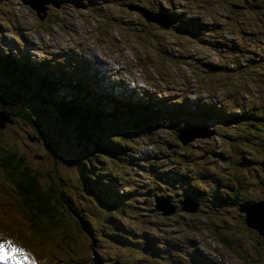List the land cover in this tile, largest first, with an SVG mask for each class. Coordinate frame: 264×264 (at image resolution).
Listing matches in <instances>:
<instances>
[{"label":"rangeland","instance_id":"1","mask_svg":"<svg viewBox=\"0 0 264 264\" xmlns=\"http://www.w3.org/2000/svg\"><path fill=\"white\" fill-rule=\"evenodd\" d=\"M66 1L69 0H62V2ZM224 1L161 0L155 8L152 5L147 6L148 9L140 13L136 19L134 13L128 17L129 13L126 10L114 8L110 15L121 18L120 23L114 26H110L108 22L99 21L97 11L75 7L72 3H70L73 7L70 15L64 10L57 11L55 8L49 10L50 13H46L42 20L34 14V8L21 3L22 1L11 0L10 6L16 13L25 16L34 29L40 30L39 50L35 51V58L38 59L41 53L52 54L51 58L58 60L56 64L61 62L60 65L52 66L53 70L60 68L65 73L66 70H73L74 68L68 65L71 59L68 52L79 51L91 57L93 66L102 70V77L105 81L109 80V83H116L119 87L151 88L153 86L152 89L157 90L160 96L172 94L178 97L177 92L183 86L182 82H186L188 78H195L196 82L199 81L203 86L204 96L207 92L205 88L213 90L211 101L237 96V92L242 91L243 88L249 95L246 100L243 98L242 101H246L249 107L261 106L264 112V0H227L235 9L234 16L229 20L226 19ZM240 1L243 2L239 3ZM166 5L174 8L172 16L182 15L183 18V21L174 18L175 23L170 30L160 29L153 21L147 19L152 22V25L148 22L146 23L148 25L136 23L150 16L151 11L164 12ZM62 20L67 21L62 22ZM187 21H193L195 25L206 29H203V33L185 31L183 24ZM215 23L218 27L213 29L211 25ZM209 29L212 30L209 31ZM166 38L173 39L179 45L174 47L177 51L176 56L172 58L162 54L165 48L162 43ZM59 50L61 52H58ZM14 54L15 49L10 45L9 39H0V59L12 58ZM21 60L24 61L23 58ZM231 61L237 63V67L225 68L226 64ZM50 63L52 64V61ZM83 63L85 61L82 60V65ZM20 68H24V65L21 64ZM202 74L205 75L202 77ZM19 75L22 76V74ZM205 80L206 84L203 83ZM46 81L47 76L44 75L41 82ZM5 88L10 89L8 83L5 84ZM11 89L12 91L19 90L15 83L11 85ZM254 91H258L256 94L258 99L251 97ZM70 93H72L70 86L64 90L56 86L52 92L53 96L49 98L55 100V95H61L68 99ZM43 96L44 94L41 93L39 96L31 97L29 103L45 118L43 126L49 129L55 126L60 129L61 133L67 132L63 135L64 137L68 136L71 140L74 136L75 141H78L76 128L81 125V118H75L73 123L68 121L69 119L61 118L58 109L46 101ZM1 116L4 120H0V150L2 149L8 155H10L9 151L15 150L18 154H24L23 165L38 173L37 184L41 190H45L46 185L50 186L54 183L62 195L63 208L65 205L71 210L73 222L81 218L82 214L94 230L111 231L112 219L124 216L119 206L121 203L119 193L123 189L121 183L129 186L134 182L145 184L148 179L151 181L150 184L157 189V193L165 194V191L169 194L154 193L152 195L153 209L163 218L158 230L161 242L150 245L152 252H146L135 238L119 235L118 239L111 238L112 242L108 241L109 246L100 251L105 255L103 257L106 264H112L110 258L117 252L124 256L121 264H174L176 258L169 257L165 252H169L174 247L177 250L176 253L183 256L174 240L177 234L178 238L181 237L175 231L176 229L186 231L178 226V221L183 222L188 231L197 233L193 238H205V241L213 248L211 250L210 247L200 246V253L205 259L210 261L219 259L217 264H264V246L262 243H256V240L262 239V233L256 229L257 226H246V206L238 207V212L243 214L240 216L235 212L238 203L215 197V193L218 192L217 188L226 183L219 161L221 157L231 162V166L239 167L237 177L244 184L242 201L249 204L252 200L260 198L259 194L255 195L257 191L264 193V149L260 152L249 153L251 143H264V129L259 130L257 124L249 121L222 126L212 124V122L217 123L216 121L205 124L208 126V132L202 131L203 136L207 134L213 136L196 140L193 143L198 144L200 148L196 152L199 153L202 148H208L209 153L194 160L193 166L189 169L192 177L182 182L185 184L191 181L192 185L200 187L202 193H190L200 202V206L195 204L191 211H178L175 214L177 211L175 203L178 198L171 195L174 186L164 182L166 185H161L159 173L148 170L144 174L133 169V164H129V168L133 169L131 175H124L122 170L118 171L116 165L117 173L103 172L111 157L87 153L82 148L72 145L65 148L66 152L59 158H55L49 152V148L37 137L35 128L19 120L10 123L5 113ZM192 121L198 122L196 119L183 120L185 123ZM155 122L162 124L157 117L147 118L139 131L141 133L147 131L152 136L158 133L165 140L162 151H158L156 147L153 148L151 138L143 134V138L137 143L144 145L139 153L142 155L144 152L172 154L187 162L184 156V145L178 139H174L172 129L164 126L156 128L153 126ZM181 127L183 124L178 123L172 128L177 130ZM218 130L219 134L216 133ZM55 133L56 131L52 134L55 136ZM106 136L105 140L111 142L114 147L116 144L114 135ZM205 140L211 142L199 145ZM88 148L90 151L92 146L88 145ZM131 151L132 155L139 157L137 151ZM75 154L77 155L74 159ZM135 163L138 165L137 161ZM211 169L213 173H210ZM74 179L75 182H73ZM5 182L14 189L11 181L4 174L0 162V225L5 222L10 225V230L15 229L20 232L27 240L28 244H25L34 256H41L39 264H55L63 259L76 260L77 255L73 254L76 247L84 245L87 247L90 238L95 239L93 246H96L105 238L104 231L89 233L85 229V221L81 219L84 226L80 229L81 232L73 231V226L70 224L69 228H66L67 220H64L49 229V239L40 240L34 230L27 228V220L17 209L19 197L15 191L9 189ZM108 182L114 188L110 187ZM76 185L80 193L75 190ZM117 188L119 190L115 193ZM133 188L139 193L142 190L141 186H133ZM61 189L71 192L72 197L67 200ZM184 196H179V200ZM142 198L143 193L141 200ZM161 199L169 201L170 211L173 210L171 206H174L175 210L172 213H163L162 209L158 208L161 205ZM131 201L136 207L140 205L138 196L132 197ZM128 218L126 213L123 220L127 222ZM170 222L175 223L176 229H173ZM193 222H199L201 227L193 230L191 227ZM1 230L0 228V242H8L5 238L10 236V230H7L6 237H3ZM66 234L70 238L77 239V242L65 237ZM221 236L230 239L231 252L227 251L229 250L227 248L221 250L214 242L213 238H221ZM131 239L135 242L134 246ZM12 244L21 249L23 254L16 253L11 261L16 264L17 259H24L27 264H32V258L27 255L26 249ZM80 253L81 250H78V254ZM237 254L241 255V259L236 256ZM3 262L7 264V260Z\"/></svg>","mask_w":264,"mask_h":264},{"label":"trees","instance_id":"2","mask_svg":"<svg viewBox=\"0 0 264 264\" xmlns=\"http://www.w3.org/2000/svg\"><path fill=\"white\" fill-rule=\"evenodd\" d=\"M159 1L161 0H120L127 8L139 7L141 9L142 6L145 7L149 5L155 8ZM19 2H21V0ZM103 2L108 3L109 0H103ZM242 2L243 1H240L239 3ZM10 4L11 2L8 0H1V6L6 5L11 8ZM223 6L226 10V16L230 17L235 13V9L230 6L229 1L225 0ZM48 12L50 13V11L41 10V17L44 18L45 14ZM104 18L107 22L111 23H120L121 21V18L108 15L107 13H104ZM38 19L40 18L38 17ZM180 20L183 21V18H180ZM63 21L65 20H62V22ZM147 22L152 25V22L147 21L146 18L136 23L146 24ZM183 27L185 31L203 32V29H206L200 25L195 26L192 21L185 22ZM211 27L216 29L218 24L215 23L211 25ZM168 30H170V28ZM211 30L212 29H209V31ZM176 41H179V39H176ZM179 42L182 43V41ZM162 44L165 46L162 54L168 58L176 56L177 50H174V47L179 46L178 43L173 39L170 40L166 38ZM21 64L24 65V68H20ZM229 64L231 65L229 66ZM16 65L19 66V69ZM42 65H45L43 59L36 61L30 57H26L23 62L22 60L17 61L15 55L12 58L7 57L5 59H0V111H4L9 117L10 123L19 120L35 128L37 137L49 148V152L55 158H59L66 152L64 151L65 148L72 145L73 147L82 148L83 151L87 153L90 152L96 155L101 154L111 157V160L106 163L103 172L109 171L115 174L117 173L116 167H118V171L122 170L124 175H131L133 169L141 171L144 174H146L148 170L159 173L161 176L160 181H162L160 182L161 185L172 184L174 186L171 195L178 198L175 203L177 207L175 214L178 211L183 212L180 209V204H178L179 196L186 194L190 195L191 192L202 193L200 187L192 185L191 181L185 184H182V182L192 177V173L189 169L194 160L206 156L207 153H209L208 148H202L199 153L196 152L200 150V148L198 144H194L193 142L210 138L213 135L200 136L193 141L183 144L178 138L179 128L175 130L172 127L181 123L183 124L181 128L194 127L200 131L206 130L208 132V126L205 124L210 121H216L217 123L221 122L222 124L212 122L213 125L219 126L224 124L235 125L241 122L239 120L242 118L248 120L252 117L250 112L246 111L247 107L243 109V96L238 97L235 95L222 100L211 101L213 90L208 87L205 88L207 92L204 96L202 93L203 86L199 81L196 82L197 79L195 78H188L186 82H182L183 86H181L177 92L178 98L172 94H163V96H160L154 88L148 90L146 88L136 89L123 86L119 90L113 89L102 77L96 75V72L84 65L77 66L66 76L54 79V74L49 70H42ZM228 67L236 68L237 63L231 61L225 66V68ZM19 74H22V76ZM23 75H25V77ZM44 75L47 76V81L41 82V78ZM204 75L205 74H202V77ZM34 80L37 81L35 82ZM7 83L10 89L5 88V84ZM14 83L17 84L19 90L14 89L15 91H12L11 85ZM203 83L206 84L207 81L205 80ZM56 86L62 89L70 86L72 88L70 99L64 98L61 95H55V100L49 98L53 96L52 92ZM41 93L44 94L43 97L46 101L58 109L61 118L65 120L69 119L68 121L72 123L75 118H81L82 123L76 128L78 130V141H75L74 136L71 140L68 136L64 137L63 135L67 132L63 131V133H61L60 129H57L55 126L50 129L43 126L45 118L39 114L38 109L29 105L31 97L39 96ZM77 100H80V102H77ZM154 117L162 121V124L159 122L153 123L154 127L159 128L164 126L171 128L174 139H178L179 142L184 145V156L188 163L172 154L144 152L142 155L139 153V151L142 150L141 147L144 145L143 143L139 145L137 143L143 138V134L151 138L150 141L153 148L156 147L158 151H162V145L165 143V140L160 137L158 133L152 136L147 131L144 133L139 131L147 118ZM184 119H196L198 122L192 121L190 123H185L183 122ZM54 131H56L55 136L52 134ZM216 133L219 134L220 131L218 130ZM108 134L114 135L116 142L114 147L111 142L105 140ZM209 142L211 141H201L199 145H204ZM253 144L255 143L253 142ZM256 144L262 145V148L256 146L258 152L264 149V143L257 142ZM88 145L92 146L90 151ZM131 150L139 153V159L132 155ZM9 154L10 155L5 153L2 149L0 150L2 170L15 187V190L12 191H15V194L19 197L17 209L27 220V228L34 230L40 240L44 241L49 239V229L57 226L59 222L64 220H67L66 228H69L70 224L73 226V231H80L81 228H84L81 219L85 221V229L88 230L89 233L104 231L105 238L96 246H93L95 239L90 238L87 247L86 245L79 248L76 247L75 252H73L74 255H77L76 260L63 259L55 264H106L103 257L105 255L100 251L109 246V242H112L111 238L118 239L119 235L126 236L127 238H136L137 241L143 242L144 249L148 253L152 251L150 247L151 244L156 245L159 243L161 237L158 230L163 218L160 216L159 212L152 207V195L154 193L160 195L169 194L165 191V194L157 193V189H155L153 184H150V180L147 179L145 184L134 182L131 186L121 183L120 185L123 189L122 192L119 193V198L121 199L119 206L124 216L127 213L129 221L127 220V222H125L123 220L124 216L123 218L120 216L114 217L112 219L111 231L102 229L94 230L92 226L88 225V222L84 219L82 214L80 215L81 218L74 220L75 223L73 222L71 210L65 205L63 208L62 195L54 183L50 186L46 185L47 187L45 190L39 188L37 184L38 173L23 165L22 161L25 159L24 154H18L16 150L9 151ZM76 155L77 154L74 155V159ZM136 161L138 165L135 163ZM129 164H133L134 168L130 169ZM210 173H213V170H210ZM60 178L62 179L61 176ZM86 180L90 181L87 178ZM73 182H75V179ZM238 182H241V180L238 179ZM108 185L114 188L109 182ZM77 186L78 185L74 188L80 193V189ZM133 186H141V192L139 193ZM118 189L119 188L115 190V193ZM61 191L67 200L72 197L71 192L64 191L63 189H61ZM144 191L147 195L145 203L141 200V195ZM242 193L243 188L238 187L236 190H233V203H239ZM257 194L258 193H255V195ZM134 195L138 196L140 201V205L137 207L132 204L131 201L132 197H135ZM259 197L261 198L260 194ZM142 204L143 206H141ZM238 211L239 210L235 209L237 215L242 216L243 214H240ZM170 225L173 226V229H176L175 223L170 222ZM178 226L186 231L176 229L175 231L177 233L182 236L189 235L187 233V227H184L183 222L178 221ZM246 226L248 225L246 224ZM191 227L193 230H197L201 226L199 222H193ZM19 237L23 236L19 234ZM65 237L75 243L77 242V239L70 238L67 234ZM23 239L25 238L23 237ZM217 239L224 246L231 245L230 239L225 236H221V238ZM131 241L134 246L135 242L133 239H131ZM256 243H262L264 246L262 239L260 241L256 240ZM77 249L81 250L80 254H78ZM110 259L112 264H121L124 256L117 252L116 255ZM158 261H160V259Z\"/></svg>","mask_w":264,"mask_h":264},{"label":"water","instance_id":"3","mask_svg":"<svg viewBox=\"0 0 264 264\" xmlns=\"http://www.w3.org/2000/svg\"><path fill=\"white\" fill-rule=\"evenodd\" d=\"M22 1L24 3L30 5L32 8H34V10L37 12V14H39V12L43 9V7H44L43 4L45 2H47V0H22ZM158 19H159V21L164 22L163 23V22L158 21L160 25L164 26L165 28L169 27L170 21L168 19H163L160 16H158ZM2 114H4V111H0V120H4V118L1 116ZM200 136H203L202 131H200L194 127H186V128H179L178 129V138L183 144H186V143L192 141L194 138H197ZM160 201H161V205H159L158 208L162 209L163 213H170V212L172 213L175 210V207L171 206L173 210L170 211L168 200L161 199ZM184 202L185 203L190 202L193 205H195V203H193L190 200H179V203H182L181 209L185 210V211H188V209L185 208ZM192 207H190L191 210H192ZM245 209H247V210H245V212H246V217H245L246 224L248 226H257L256 229H258L259 232L262 233V240L264 243V199L255 201L249 205L247 204ZM165 210H167V211L165 212ZM191 210H189V211H191Z\"/></svg>","mask_w":264,"mask_h":264},{"label":"snow or ice","instance_id":"4","mask_svg":"<svg viewBox=\"0 0 264 264\" xmlns=\"http://www.w3.org/2000/svg\"><path fill=\"white\" fill-rule=\"evenodd\" d=\"M18 252L23 254L22 250L15 247L12 242H0V261L14 259Z\"/></svg>","mask_w":264,"mask_h":264},{"label":"bare ground","instance_id":"5","mask_svg":"<svg viewBox=\"0 0 264 264\" xmlns=\"http://www.w3.org/2000/svg\"><path fill=\"white\" fill-rule=\"evenodd\" d=\"M165 204V203H164ZM184 205H185V208L186 209H188V210H191V208L190 207H192L193 206V204L192 203H190V202H184ZM162 208V207H161ZM247 210V209H246ZM167 210H165V212H166ZM257 231V230H256ZM225 249V248H224ZM227 251H229V252H231L230 250H227Z\"/></svg>","mask_w":264,"mask_h":264},{"label":"flooded vegetation","instance_id":"6","mask_svg":"<svg viewBox=\"0 0 264 264\" xmlns=\"http://www.w3.org/2000/svg\"><path fill=\"white\" fill-rule=\"evenodd\" d=\"M52 7H53V6H52L51 4L47 5V11H49V9H51ZM241 201H242V198L240 197V199H239V203H238V204H240Z\"/></svg>","mask_w":264,"mask_h":264}]
</instances>
